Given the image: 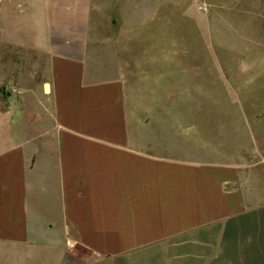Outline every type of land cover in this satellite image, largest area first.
<instances>
[{
  "label": "crops",
  "instance_id": "1",
  "mask_svg": "<svg viewBox=\"0 0 264 264\" xmlns=\"http://www.w3.org/2000/svg\"><path fill=\"white\" fill-rule=\"evenodd\" d=\"M139 1L0 0V264H264V153L187 129L171 97L201 75L163 54L149 75Z\"/></svg>",
  "mask_w": 264,
  "mask_h": 264
},
{
  "label": "rangeland",
  "instance_id": "2",
  "mask_svg": "<svg viewBox=\"0 0 264 264\" xmlns=\"http://www.w3.org/2000/svg\"><path fill=\"white\" fill-rule=\"evenodd\" d=\"M168 1L170 19L163 33H149V6L156 1H139V31L133 51L143 59L149 57L151 77L177 68L156 63L162 54L186 56L184 61L201 75L202 84L200 94H193L190 88L186 90L190 95L171 97L180 99V103L184 99V108L175 112L187 129L195 125L203 140H216L220 126L230 123L236 155H252L255 150L264 153V0H192L201 18L186 20L200 24L201 31L180 23H185L182 12L186 0ZM162 39L167 43L156 48ZM190 55H200L201 60H191ZM141 66L146 67L138 64ZM253 139L256 143H252ZM247 140L251 143L245 144ZM209 146L217 151V145Z\"/></svg>",
  "mask_w": 264,
  "mask_h": 264
}]
</instances>
